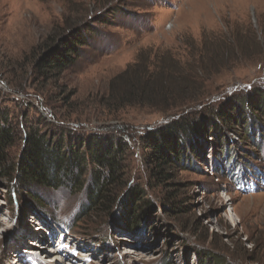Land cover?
<instances>
[{
  "label": "rangeland",
  "instance_id": "obj_1",
  "mask_svg": "<svg viewBox=\"0 0 264 264\" xmlns=\"http://www.w3.org/2000/svg\"><path fill=\"white\" fill-rule=\"evenodd\" d=\"M76 25L86 43L74 65L53 78L35 70L42 42ZM143 65L173 99L106 107L110 79ZM257 88L264 90V0H0V122L15 130L9 162L31 126L116 135L127 145L109 216H84V190L23 188L15 169L0 175V264H59L34 251L45 244L52 253L63 233L77 248L71 259L58 257L63 264H200L203 254L209 264H264V126L248 132L263 115L237 101ZM234 102L247 123L231 118L219 139L209 119ZM185 113L198 125V154L158 180L142 136ZM134 186L143 215L129 230L111 216L121 219L119 204Z\"/></svg>",
  "mask_w": 264,
  "mask_h": 264
},
{
  "label": "trees",
  "instance_id": "obj_2",
  "mask_svg": "<svg viewBox=\"0 0 264 264\" xmlns=\"http://www.w3.org/2000/svg\"><path fill=\"white\" fill-rule=\"evenodd\" d=\"M57 37L56 39L48 36L42 42L40 52L33 63L35 70L48 78L57 77L73 66L74 57L80 46L86 43L84 32L82 33L77 25L73 26L68 34H59ZM159 79V76L148 70V65L126 68L110 79L108 94L103 96L102 102L106 107L114 105V108H121L125 105L154 107L156 101L166 102L169 97L173 99L172 94H163L166 89L161 90L163 86ZM121 84L126 86L125 90L120 87ZM251 95L237 98L238 105L245 107L253 115L257 111L262 112L263 120L261 121L263 123H249L250 136L252 130L264 126V90L257 88ZM187 99L175 100L176 102L174 101V104L170 106L177 107ZM235 108L234 102L232 106L231 104L228 106L231 112L227 113L220 108L212 112L211 116L214 118L209 119V126H213V133L218 137L221 134L218 133L220 127L224 126L227 129L231 127L232 124L226 123V121L234 120L231 118L236 117L235 121L238 118L245 119L247 123V116L243 113L238 115L239 107L237 106L236 110ZM1 122L0 175L8 178L15 169L13 176L23 188L27 186L52 189L67 187L73 191L84 190L86 202L81 211L84 216L97 218L111 215L109 210L112 209L114 202L113 189L120 181L123 167L119 154L127 149V145L121 141L120 137L101 136L100 134H72L71 136L67 133H71L70 130H62L57 134H46L37 127L31 126L25 132L24 146L15 163L9 162L6 152L13 142L15 130L7 122ZM197 127L198 125L193 122L189 113H185L164 127L149 131L142 136V143L150 148L148 159H151L150 163L155 170L156 179H171L174 166L179 167L189 163L194 158V154H198V150L194 147L199 134L196 131ZM223 155L226 156L227 151ZM246 169L248 167H245ZM140 193L142 194V190L138 186L127 191L125 200L119 204L121 211L119 209L118 213L116 212L117 215L121 212V219L118 221L117 217L112 215L113 223H125L129 230L138 228V221L143 211H139L141 207L139 209V206L137 208L134 206ZM9 201H11L10 197ZM80 216V213L76 215V220H79ZM209 260L211 261V257H206L205 254L198 258L200 264H209Z\"/></svg>",
  "mask_w": 264,
  "mask_h": 264
},
{
  "label": "bare ground",
  "instance_id": "obj_3",
  "mask_svg": "<svg viewBox=\"0 0 264 264\" xmlns=\"http://www.w3.org/2000/svg\"><path fill=\"white\" fill-rule=\"evenodd\" d=\"M44 240V239H43ZM55 242V241H54ZM54 242L53 243H51L52 245L54 244ZM44 243V242H43ZM35 245V244H34ZM37 245V244H36ZM57 246L55 247V245L53 246V252L51 253L50 251H49V253H51V254H49L48 253V251H47V249H46V247H45V244H40V246H38V248H41V250H39L38 251V248H37V250H35L34 252L35 253H40V254H47L46 256L48 257V258H50L51 259V257H52V259H54L55 260V262L56 263H59V264H63L62 262H61V259L59 260L58 259V254H60L61 255V250H62V247L63 246H69L71 249V251L70 252H68V254H66V258H69V259H71V258H73V253L75 252V250L77 249L76 248V245H75V243H73V242H71V241H67V243L65 244L64 243V241L63 242H61V244L60 243H57L56 244ZM75 245V246H74ZM73 246V247H72ZM50 249V248H49ZM51 250V249H50ZM33 251V250H32ZM31 251V252H32ZM52 251V250H51ZM84 252V251H83ZM36 256H38V255H36ZM61 257V256H60ZM36 258V257H35ZM46 258V257H45ZM53 260V261H54ZM66 260V259H65ZM82 260H83V262H82ZM45 261H47V260H45ZM72 261V260H71ZM75 261H77V260H75ZM85 261H87V260H84V259H80L79 260V262H75V263H77V264H86L85 263ZM35 262L37 263V264H42L43 262H44V260H43V262H42V260H38L37 258L35 259ZM19 263V262H18ZM71 263V262H70ZM74 263V262H73ZM44 264V263H43Z\"/></svg>",
  "mask_w": 264,
  "mask_h": 264
}]
</instances>
